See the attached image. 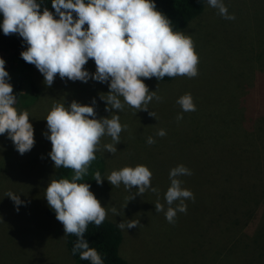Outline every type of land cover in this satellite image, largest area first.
<instances>
[{"label":"rangeland","instance_id":"obj_1","mask_svg":"<svg viewBox=\"0 0 264 264\" xmlns=\"http://www.w3.org/2000/svg\"><path fill=\"white\" fill-rule=\"evenodd\" d=\"M223 3L234 19L224 18L205 0L197 18L174 30L192 39L198 75H178L169 82L141 78L155 92L148 111L131 107L123 97L122 110L106 111L109 83L71 81L57 74L49 87L36 67L27 73L18 61L5 59L8 82L22 87L14 94V107L29 113L35 144L21 155L7 134L0 135V264L74 263L64 226L45 198L60 170L49 155L46 118L54 106L69 107L73 101L94 107L96 119L118 115L122 127L127 125L118 143L107 134L101 137L96 154L105 161L104 181L90 191L106 208V219L117 226L125 223L120 254L129 264H264V0ZM84 68L96 73L93 59ZM186 94H191L195 111L185 112L177 103ZM149 137L155 143L148 144ZM109 144L115 153L107 150ZM138 165L152 172L151 187L157 192L137 195V187L129 190L107 181L113 171ZM179 165L192 173L177 179L194 200H185L186 213L178 212L169 223L165 195L170 171ZM10 192L21 205L8 197ZM223 193L228 201L221 200ZM157 202L164 211H156ZM131 220L138 225L128 229Z\"/></svg>","mask_w":264,"mask_h":264},{"label":"clouds","instance_id":"obj_2","mask_svg":"<svg viewBox=\"0 0 264 264\" xmlns=\"http://www.w3.org/2000/svg\"><path fill=\"white\" fill-rule=\"evenodd\" d=\"M208 3L219 9L224 18H235L228 15L223 0H208ZM51 7L59 19L47 8L41 13L37 0H0L3 16L0 28L5 36L19 34L23 38L28 48L21 53L22 59L40 71L49 87L57 74L61 79L85 83L91 78L109 83L107 99L102 98L108 105L106 111L122 110L124 104L120 97L131 107L148 111L147 104L155 92H150L141 78L161 80L165 76L193 78L198 75L199 58L192 39L182 32H174L171 21L156 10L152 0H52ZM90 59L96 65L94 75L84 68ZM5 64L0 58V135L7 134L23 155L34 147V127L29 122V113H18L14 107L16 96L8 82L10 75ZM177 103L185 112L196 110L191 94L182 96ZM149 114L154 117V113ZM95 116L94 107L76 101L69 107L58 104L48 114L51 160L55 168H70L75 175L71 182L68 179L52 180L45 198L56 219L63 224L65 236L78 237L73 255L80 252V259L90 260L91 264H104L97 250L89 247L85 233L89 223L100 226L105 221L106 208L90 191V184L77 181L87 174L88 166L96 159L101 137L107 134L118 143L119 135L127 125L122 127L118 115L101 119ZM165 134L164 130L158 133L161 137ZM147 143L155 141L149 137ZM105 147L110 153L117 150L111 144ZM191 174L184 165L170 171L171 186L165 195L169 205L165 216L169 223H174L178 212L186 213L185 200H194V194L182 188V181L177 179ZM152 175L148 167L138 165L113 171L107 181L116 187L123 183L129 190L137 187V195H143L148 189L158 191L151 187ZM95 181L103 184L99 172L95 173ZM8 197L17 206L21 205L19 196L10 192ZM174 202H179L175 208L172 207ZM155 209L164 211V205L157 202ZM112 212L118 214L115 207ZM137 225L134 220L127 223L128 229ZM118 227L124 229L125 223H119Z\"/></svg>","mask_w":264,"mask_h":264},{"label":"trees","instance_id":"obj_3","mask_svg":"<svg viewBox=\"0 0 264 264\" xmlns=\"http://www.w3.org/2000/svg\"><path fill=\"white\" fill-rule=\"evenodd\" d=\"M87 2V0H85ZM156 4V10L164 14L170 21V27L172 30H183L185 29L192 20L197 18L204 10L205 0H153ZM37 3L41 6V13L44 8L53 12L55 15V10L51 7L52 0H37ZM63 11V10H62ZM75 15V14H74ZM3 23V16L0 14V24ZM28 48L27 43L23 40L19 34H10L5 36L2 28H0V58L4 60L13 59L20 63L22 69L27 73H32L35 66L27 63L21 57V53L26 51ZM6 61V60H5ZM155 78V77H153ZM175 77L165 76L160 81L169 82ZM158 80L157 78H155ZM16 87V88H15ZM13 86L14 94L19 95L22 87L20 85ZM30 90L33 96H38V90L36 86L32 83L30 85ZM96 159L91 162L88 166L87 174L77 183H88L90 185H95V173L99 172L101 179L104 177L106 170V165L104 159L95 153ZM56 174L57 181L61 179H68L70 182L72 177L75 175L74 170L70 168L60 167ZM206 173V172H205ZM208 174L203 175V179L209 182V178L206 177ZM219 183L216 186L215 192L218 191ZM222 201H228V193L221 194ZM85 239L89 242L90 248H95L97 252L102 257L104 264H129V262L123 258L120 254L121 244L123 242V232L122 230L111 220L105 219V221L100 225L96 226L95 223H89ZM78 240L75 235H67V247L71 253L74 263L73 264H91L90 260L80 259V252L73 255V248Z\"/></svg>","mask_w":264,"mask_h":264}]
</instances>
